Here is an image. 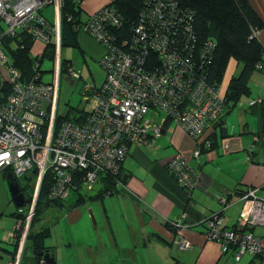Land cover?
Here are the masks:
<instances>
[{
	"label": "built area",
	"instance_id": "2783aa9c",
	"mask_svg": "<svg viewBox=\"0 0 264 264\" xmlns=\"http://www.w3.org/2000/svg\"><path fill=\"white\" fill-rule=\"evenodd\" d=\"M61 3L62 0H0V173L8 171L17 180L30 170H37L26 222L19 221L15 228L20 231L19 251L9 264L20 263L47 173L54 182L49 193L51 201H64L78 189L92 192L101 174L119 175L120 162L132 146H150L161 138L168 121H174L188 136L199 140L226 108L220 87L195 74L191 60L195 53L194 37L190 27L185 26L190 21V13L179 9L174 0H147L131 41L119 40V35L110 31L121 24L114 9L99 10L78 28L104 46L100 65L105 79L99 86L85 84L84 92L91 94L85 95L87 115L82 123L67 121L57 125L61 76L66 74L70 81L82 78L73 66L62 71ZM51 4L56 12L53 24L41 13ZM21 31H29L36 42L45 45V51L47 44L53 46L50 49L56 67L52 82L41 81L39 72L28 82L21 80L22 74L10 61L2 41L3 37H14ZM151 55L161 63L152 69L149 68L154 65ZM39 67L40 60L34 64L36 71ZM5 85L11 88L7 94L1 88ZM75 155L78 161L73 163ZM200 155L199 149L193 152L196 158ZM165 166L189 190L198 184L183 154L177 153ZM82 171L86 174L81 178L78 173ZM255 192L256 189L245 197L247 202L264 203V198L256 197ZM220 202L224 206L228 204L226 198ZM245 207L236 231L221 230L222 219L215 216L210 222L212 231L206 236L207 240L219 242L223 250L235 245L237 260L246 253L264 256L260 248L264 236L241 231ZM24 210L19 208V212ZM258 224L253 219L249 225ZM178 244L181 248L190 247L187 241L180 240Z\"/></svg>",
	"mask_w": 264,
	"mask_h": 264
},
{
	"label": "crops",
	"instance_id": "0c3cea01",
	"mask_svg": "<svg viewBox=\"0 0 264 264\" xmlns=\"http://www.w3.org/2000/svg\"><path fill=\"white\" fill-rule=\"evenodd\" d=\"M112 1L83 0L81 8L84 18ZM249 1L264 21V0ZM258 36L264 44V29ZM75 43L83 54L97 63L105 53L103 45L86 33L79 32ZM38 44V53H44L45 45L41 42ZM66 79L70 83L74 82L67 76ZM261 82L264 83V80L257 78L255 88ZM260 93L257 90L253 98L264 97ZM242 102L244 111L235 108L224 117V127L230 136L218 138L217 147L203 152L199 161L194 158L193 152L198 149V143L207 141V137L212 135L216 123L209 124L201 139L196 141L170 120L165 125L163 136L155 140L154 144L130 148L122 165L126 182L118 185V194L106 196L100 202L75 206V202L70 203L67 199L63 201L64 206H53L60 211L68 226L67 232H59L55 236L57 239L60 236L63 248L68 250L61 252L62 258L53 244L57 239L51 236L46 241V245L54 250L56 263L248 264L251 260L248 255L240 262H236L231 255H224L219 242L207 240L205 227L201 224L203 218L221 212L220 227L235 225L243 207L249 203L239 194L249 187L256 189V197L264 198V154L255 147L258 120L255 117L252 124L248 118L250 102ZM232 117H235V122L230 121ZM253 125H257L256 128ZM216 132L219 133V129ZM255 152L259 154L256 156ZM177 153L186 157L198 178V184L189 192L165 166L166 161ZM233 157L235 159L231 162ZM222 158L228 160L222 162ZM221 198L228 200L226 206L220 204ZM85 205L88 212H94L96 225L86 226V230L80 233L74 232L75 226L84 221L81 207ZM173 220L184 221L186 226L173 231L167 225ZM18 223L19 220L10 231L9 240L4 236L5 241L14 240ZM254 233L264 236V229H256ZM180 240L189 242L190 247L181 248L178 244ZM32 256L33 253L28 250V263H31Z\"/></svg>",
	"mask_w": 264,
	"mask_h": 264
},
{
	"label": "trees",
	"instance_id": "16d2710c",
	"mask_svg": "<svg viewBox=\"0 0 264 264\" xmlns=\"http://www.w3.org/2000/svg\"><path fill=\"white\" fill-rule=\"evenodd\" d=\"M82 2L83 0H62L61 3L62 27L63 29L68 28L75 40L77 34L80 32L78 28L92 18V15L84 18V13L81 8ZM174 2L179 9L190 13V21L188 24H185V26L190 27L192 36L194 37L192 45L195 49V53L191 60L194 61L193 68L195 74L197 73L196 76L198 78H203L209 84L215 83L218 87H221L224 81H226L223 91L226 108L222 115L213 121L216 125L214 126L215 129L212 135L207 137V141L198 143L200 153L202 154L209 149L216 148L218 138L224 139L230 136L227 133L226 127H224L225 115L234 110L239 102L249 100L250 114L255 115L258 120V130L257 133H255V147L259 149V153L264 154V97L253 98L251 86L256 72L264 74V44L260 41L259 36H257V33L264 29V21L254 10L249 0H174ZM146 7L147 0H113L103 9H114L120 18L121 24L117 28L110 29V31L119 35V40H133L135 37L134 28L141 21V15ZM43 10L44 8L42 11ZM42 11V15L48 20ZM2 41L10 57V61L22 74L21 80L28 82L34 79L37 72H39V77H41L40 80L44 81L46 73L42 70V65L46 59L49 58L48 51L51 50L50 48H53L52 45L47 44V50L44 52L43 56L37 57L32 53L36 40L29 31H21L14 37L5 36ZM63 45L65 44L63 43ZM76 47H78V44H76ZM150 58L154 64L153 66H149L150 69L161 64L159 59L155 56L151 55ZM49 59L54 60L53 56ZM38 60H40V67L38 71H36L34 64ZM231 60L239 64L241 69L237 75L232 73L229 79L226 80V73ZM69 66H72V61L62 60L63 73ZM257 78H259V76L255 77L256 80ZM2 87V90L6 94L11 91V88L7 85L1 86V88ZM83 94H91V92L85 93L83 88ZM82 107L83 106H69L66 114L62 116L57 114L56 124L60 125L67 121L82 123L87 115ZM217 129H219V133L216 132ZM200 139L201 138H199V140ZM199 140L197 139L196 141ZM259 153L255 152L256 156ZM124 160L120 162L121 169L119 175H112L110 172L101 174L98 185L94 191L84 193L78 189L77 192L72 194L76 197L75 206L83 205L87 202H100L103 201L106 196L118 194L119 182L121 181L122 183L123 177L125 176L122 168ZM3 174H5L6 177L9 175L12 176L8 171L3 172ZM85 174L84 171L78 173L81 178ZM22 179H24L23 181H27L26 186H23L20 179H17V182L25 197V205L23 208L26 210H24V212H19V209H17L13 213V216L17 220L25 223L28 205L31 203L35 193L37 170H30ZM53 185V178L47 173L40 189L34 216L30 223L19 264H42L38 263V253L51 251L54 254L53 248L46 245V241L52 236L51 229L49 227H42L39 230L35 229V227L42 222L43 214L48 208L52 206H64L63 200L57 199L51 201L49 199V193ZM182 187L185 191L189 192L187 187ZM262 189L264 190V187ZM252 190H255V188L249 187L245 191H241L239 196L245 199ZM220 204L223 205L221 202ZM221 214V212L212 213L208 217L202 219L201 224L205 227V236H208V233L212 231L210 222L215 216L221 218ZM239 218L235 225L231 227L221 226L220 229L223 231H236L239 228ZM167 225L173 231H177L180 227L186 226L185 222L181 220H173L172 222H168ZM259 228V226L252 227L247 225L245 228L242 227L241 231L243 233H248L250 231L254 232ZM14 233L16 237L11 243H6L7 245H4L0 240V264H9L17 257L20 243V231L14 230ZM234 249L235 245L231 244L227 249L223 250V254L233 256L236 262H240L246 255L250 256L251 259L248 264H262V262H264V256L251 253H246L237 260ZM28 250H32L33 253L31 263L27 262L26 253Z\"/></svg>",
	"mask_w": 264,
	"mask_h": 264
},
{
	"label": "rangeland",
	"instance_id": "374dc122",
	"mask_svg": "<svg viewBox=\"0 0 264 264\" xmlns=\"http://www.w3.org/2000/svg\"><path fill=\"white\" fill-rule=\"evenodd\" d=\"M106 6V5H105ZM104 6V7H105ZM104 7L100 8L99 10L103 9ZM99 10H97L93 15H95ZM43 14L49 19L51 23H54L56 20V12H55V6L54 5H49L45 7V9L42 11ZM64 33V29H63ZM261 34V33H260ZM261 36V35H260ZM74 39V38H73ZM36 42L34 49L32 51L33 55L36 56V54L39 52V44L37 45ZM63 43H64V34H63ZM85 56V57H84ZM61 57L62 60H68L72 61V66L74 69H76L82 79L78 81H74L73 83H70L67 81L66 76L62 75L60 78V91H59V100H58V115L62 116L66 114L67 109L69 106H79L82 105L84 106L85 104V95L83 94V88L85 83H91V84H101L104 79H105V71L103 70L102 66L97 63L95 60L90 59L88 56L83 54V52L79 49V47H70L67 45H63V49L61 52ZM55 67L56 63L53 59H46V61L42 65V70L46 73L44 76V81L45 82H52L53 81V75L55 73ZM241 69V66L237 64L234 60H231V63L229 65L228 71L226 73V80L229 79V76L232 73H235L236 75L239 73V70ZM54 71V72H53ZM1 72V69H0ZM255 75V76H254ZM254 81L251 82L252 86V91L254 95H257V90L261 91V96H264V83H257V87L255 88L254 84L255 77L259 76L260 79L264 80V74L260 72H256L254 74ZM224 83L221 85L220 90L221 93L223 94L224 91ZM258 88V89H257ZM254 90L256 92H254ZM252 93V96L254 97ZM263 93V94H262ZM243 109V102H239L236 106L235 110ZM244 113V112H243ZM236 115V114H235ZM237 116V115H236ZM256 116L253 114H248V118L252 120V124H254V118ZM257 118V117H256ZM230 121L235 122V117H232ZM257 125H253V128H256ZM256 130V129H255ZM252 141V140H251ZM202 157V154L200 155ZM201 157L196 158V160H200ZM234 157L232 158V161H234ZM228 160V158H222V162H225ZM78 161V156L75 155L73 156L72 162L76 163ZM230 161V160H229ZM197 163V162H196ZM219 163V161H218ZM217 163V164H218ZM20 182L23 183V186L27 184V181H23L24 179L19 178ZM74 194V193H73ZM255 200V197H249ZM70 203L75 202V196L72 195V197L68 198ZM246 200V199H245ZM258 200V199H256ZM218 202V201H217ZM219 203V202H218ZM53 207V206H52ZM48 208L45 213L43 214V221L40 222L35 229L39 230L42 227H49L52 232V239L56 240L55 236L58 235L59 232L63 234V232H67L68 226L66 225V222L63 221L62 217L63 215L60 213L59 210L55 208ZM86 205L81 207L83 210V215H84V221H81L79 225L75 226V229L73 230L74 232L78 231L79 233L81 231L86 230V226H94V223L92 221L91 215L86 209ZM244 208V207H243ZM247 210L245 211V216L242 221L243 227L245 228L247 225L250 224V221L253 219L257 221L258 226L262 229H264V203H255V202H250L246 205ZM18 209L16 205L13 202V198L9 189V181L5 174L0 173V240L3 242L4 245H7L6 243H11L5 241V237L9 240V235L10 231L13 230L15 227V223L17 222L16 218L13 216V213ZM94 218L96 220L95 214L93 212ZM262 224V225H261ZM64 232V233H65ZM78 234V233H77ZM5 236V237H4ZM60 236L56 241H54V245L57 247L58 251L60 252V258H62V253L67 252V249L63 248V245L61 243ZM254 248L257 250H260L257 245H254ZM261 251L264 252V242L260 245ZM55 249V250H56ZM23 252V251H22ZM30 253L32 251L29 250ZM32 255V254H31ZM22 256V254H21ZM21 259V257H20Z\"/></svg>",
	"mask_w": 264,
	"mask_h": 264
},
{
	"label": "water",
	"instance_id": "95a60500",
	"mask_svg": "<svg viewBox=\"0 0 264 264\" xmlns=\"http://www.w3.org/2000/svg\"><path fill=\"white\" fill-rule=\"evenodd\" d=\"M63 34H64V44L70 47L71 46L75 47L76 43L75 40L73 39V35L70 32V30L68 28H64ZM52 54H53L52 50H49L48 51L49 58L52 57ZM7 179L9 181V189L13 198V202L16 205V207L20 208L25 204V197L24 194L21 192L20 185L17 182V180L10 175L7 176ZM123 182L124 183L126 182V176H124ZM89 214L91 215L94 225H96V220L94 218L92 210L89 211ZM38 263L57 264L54 254L51 251L38 253Z\"/></svg>",
	"mask_w": 264,
	"mask_h": 264
},
{
	"label": "clouds",
	"instance_id": "9594fccd",
	"mask_svg": "<svg viewBox=\"0 0 264 264\" xmlns=\"http://www.w3.org/2000/svg\"><path fill=\"white\" fill-rule=\"evenodd\" d=\"M24 205H25V204H24ZM24 205H23V206H24ZM23 206H22V207H23ZM22 207H20V208H22ZM18 209H19V208H18Z\"/></svg>",
	"mask_w": 264,
	"mask_h": 264
},
{
	"label": "bare ground",
	"instance_id": "6f19581e",
	"mask_svg": "<svg viewBox=\"0 0 264 264\" xmlns=\"http://www.w3.org/2000/svg\"><path fill=\"white\" fill-rule=\"evenodd\" d=\"M15 237H16V234H15Z\"/></svg>",
	"mask_w": 264,
	"mask_h": 264
}]
</instances>
